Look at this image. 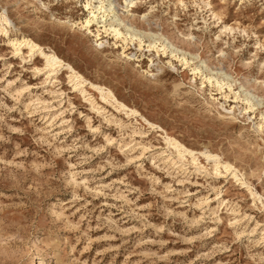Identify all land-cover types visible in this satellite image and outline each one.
<instances>
[{
    "label": "rangeland",
    "instance_id": "374dc122",
    "mask_svg": "<svg viewBox=\"0 0 264 264\" xmlns=\"http://www.w3.org/2000/svg\"><path fill=\"white\" fill-rule=\"evenodd\" d=\"M86 1L0 0V264H264V0H113L101 45Z\"/></svg>",
    "mask_w": 264,
    "mask_h": 264
},
{
    "label": "bare ground",
    "instance_id": "6f19581e",
    "mask_svg": "<svg viewBox=\"0 0 264 264\" xmlns=\"http://www.w3.org/2000/svg\"><path fill=\"white\" fill-rule=\"evenodd\" d=\"M112 1L113 0H110L106 5L103 4L94 5L93 3L92 4L89 3L87 0L86 3L84 4L85 9L87 10V17L84 19L83 23H81L80 27L84 28L85 33L95 37V41L97 42L96 43L97 45L103 44V41L98 42V39H101V37H99L100 31L101 32L110 31L115 37V39L120 38L122 40H125V36L121 32L122 30L121 31L119 30V26L121 24L125 27L126 32L129 31V33H131L129 34V36L134 37L135 39L137 38L136 37L137 34L141 33L138 30L137 31L134 30L131 25H127L126 22L124 23L123 19L117 16V12L115 10L114 4L111 3ZM124 1H125V7L123 8V10L126 11L131 10L128 9V6H134V1L133 0H124ZM7 21H8L7 16L5 14L0 13V30L2 32L7 31L6 28ZM92 26H95L96 33H93V31L91 30ZM151 35L154 36V34ZM12 44L16 52L21 51V48L25 47L27 51L30 52L31 54H37L41 56L44 60V66L46 67L45 72H47V77L52 76L55 79L58 71L61 68H66L69 72L68 77L70 82H72L73 88L80 90L81 93H85V89H83V87H84V82L86 80L69 63H65L61 58H59V56L54 51L52 50L45 51L42 46H40L38 43L27 37H22L20 41L16 39L12 40ZM147 46L150 47L152 46L157 48V46L153 42H149ZM168 47H170L169 49L171 55L179 51L178 48L174 46L172 43H170V46ZM173 56H175V54ZM182 58L184 57L182 56ZM184 62L187 63V60L185 58H184ZM207 79L210 80V76L207 77ZM216 83H218V81H216ZM96 88L99 90L102 99L106 101H113L115 104H117L118 107L122 108L123 110H129L130 113L133 114L135 113L134 110L127 108L126 105H124L122 102H119L109 89H106L101 86H96ZM223 107L226 108L225 106ZM149 124L152 125L151 123ZM256 130L262 131L263 130L262 126L260 124H257ZM164 139L168 145H170L172 148L176 150L177 152L176 154L178 158H184L185 156L184 153L186 152V155H189L191 157V162L193 164L197 163L198 158L194 151L187 149L186 147H184V145L180 144L175 138L167 134L164 135ZM200 153L202 154V156H204V158L207 161L210 160L213 162V165L215 166V170L218 167H223L226 171H229L232 174V177L237 178V180H239L241 185H243L248 190H250L246 182L241 180V178L237 177L238 174L236 173V169L231 164L227 162H221L220 157L217 156L216 154H212L209 152H200ZM166 161L168 162L171 161V163H173V166H175V168L182 166V164H177V162L174 161L173 159H167ZM250 194L252 195L253 200L261 201V197L257 195V193L250 190Z\"/></svg>",
    "mask_w": 264,
    "mask_h": 264
},
{
    "label": "snow or ice",
    "instance_id": "6c2138e0",
    "mask_svg": "<svg viewBox=\"0 0 264 264\" xmlns=\"http://www.w3.org/2000/svg\"><path fill=\"white\" fill-rule=\"evenodd\" d=\"M262 119H264V117H262Z\"/></svg>",
    "mask_w": 264,
    "mask_h": 264
}]
</instances>
